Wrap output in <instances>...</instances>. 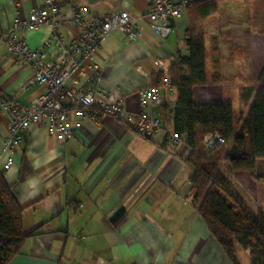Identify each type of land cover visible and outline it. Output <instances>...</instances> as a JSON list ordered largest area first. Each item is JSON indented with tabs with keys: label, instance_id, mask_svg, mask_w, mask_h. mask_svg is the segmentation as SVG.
I'll list each match as a JSON object with an SVG mask.
<instances>
[{
	"label": "crops",
	"instance_id": "0c3cea01",
	"mask_svg": "<svg viewBox=\"0 0 264 264\" xmlns=\"http://www.w3.org/2000/svg\"><path fill=\"white\" fill-rule=\"evenodd\" d=\"M55 1L67 16L75 6L85 5L98 16L128 11L138 21L139 38L116 30L96 50L101 84L124 98L128 112L141 111L139 90L160 84V75H169L178 55L190 52L188 12L163 36L147 20L150 0ZM254 3L221 1L217 12L196 24L205 38L208 81L195 87V103H222L229 97L234 115L240 109L237 127L264 74V33L253 28ZM44 6L45 0H0V30L11 29L17 18L28 19L34 8ZM215 14L218 18H212ZM64 31L76 36L79 28L68 24ZM20 34L38 48L50 37L51 27ZM33 75L18 54L0 46V93L32 103L47 89L44 83H33ZM161 90L160 113L172 114L177 90ZM70 120L76 130L67 140L50 132L44 119L34 121L15 152L14 166L4 171L24 207L25 230L32 234L9 264H232L193 203L192 148L186 140L168 139L174 131L167 121L145 137L109 114L92 117L74 111ZM8 132V115L0 109V169ZM245 263L251 264L249 252Z\"/></svg>",
	"mask_w": 264,
	"mask_h": 264
},
{
	"label": "built area",
	"instance_id": "2783aa9c",
	"mask_svg": "<svg viewBox=\"0 0 264 264\" xmlns=\"http://www.w3.org/2000/svg\"><path fill=\"white\" fill-rule=\"evenodd\" d=\"M197 1L202 0H150L147 20L155 32L169 36L176 18L182 17L188 5ZM45 24L51 27L50 37L41 47H30L20 33ZM68 24L78 26L76 36L65 33L64 28ZM116 30L124 31L132 39L142 35L138 21L128 11L98 16L88 6L80 5L75 6L72 14L67 16L55 0H45V6L34 8L28 19L17 18L11 29L0 30V46L18 54L23 62L31 66L33 83L47 85L46 91L30 104L20 102L16 96L10 98L0 93V109L9 118V132L4 140V171L14 166L15 152L36 120L44 119L46 128L63 140L75 134L76 129L70 120L74 111L84 116L95 117L104 113L121 118L133 132L145 137H151L162 129L163 120L158 111L164 103L161 87L172 93L176 91L168 73L164 74L160 84H147L139 90L142 110L136 113L128 112L124 108V98L114 96L113 91L100 82L96 50L103 39ZM49 55H53V60H47ZM156 63L161 66L158 61ZM168 139L172 143L186 140L184 135L176 132L168 134ZM202 142L208 150L230 145L219 132L208 133ZM224 164L222 162L221 165Z\"/></svg>",
	"mask_w": 264,
	"mask_h": 264
},
{
	"label": "trees",
	"instance_id": "16d2710c",
	"mask_svg": "<svg viewBox=\"0 0 264 264\" xmlns=\"http://www.w3.org/2000/svg\"><path fill=\"white\" fill-rule=\"evenodd\" d=\"M218 3L202 0L188 5L190 52L178 55L176 66L169 73L178 101L172 114L160 113L164 105L160 106L159 114L174 132L185 136L192 148L188 158L194 168L190 177L191 197L223 252L232 264H239L237 250L243 248L249 251L251 264H264V214L253 213L221 165L228 162L234 169L255 171L258 160L264 159V74L257 96L238 127L229 97L222 103L204 105H197L194 99L195 87L208 81L205 38L196 24L217 12ZM254 4L253 28L264 33V0H255ZM160 76L162 79L164 74ZM211 132L225 136L229 147L219 145L208 150L202 140ZM255 176L264 181V173ZM23 212L14 185L0 169V264H9L32 235L25 230Z\"/></svg>",
	"mask_w": 264,
	"mask_h": 264
},
{
	"label": "rangeland",
	"instance_id": "374dc122",
	"mask_svg": "<svg viewBox=\"0 0 264 264\" xmlns=\"http://www.w3.org/2000/svg\"><path fill=\"white\" fill-rule=\"evenodd\" d=\"M220 14H223V11H220ZM212 18H218V15L215 14ZM263 43L256 46V50L262 46ZM264 64V59L262 61ZM240 109L235 108V120L238 123L240 118ZM257 168L255 171L249 170H238L234 169L230 163L226 162L222 167L223 171L227 174V177L231 180L234 186L239 189L240 193L243 195L245 201L251 207L253 213L258 214L259 212L264 214V181H260L256 178V174L264 173V159H259ZM239 251V257L242 264H246L248 258L247 250L241 248Z\"/></svg>",
	"mask_w": 264,
	"mask_h": 264
}]
</instances>
